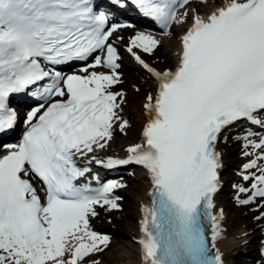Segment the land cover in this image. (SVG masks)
<instances>
[{"label": "snow or ice", "instance_id": "snow-or-ice-1", "mask_svg": "<svg viewBox=\"0 0 264 264\" xmlns=\"http://www.w3.org/2000/svg\"><path fill=\"white\" fill-rule=\"evenodd\" d=\"M131 2L165 30L187 15L177 20L176 8L188 0ZM109 15L93 0H0V134L16 122L7 103L11 94L47 79L30 95L43 101L63 98L29 111L19 143L5 145L8 152L0 156V264H82L110 243L109 236L91 229L89 217L98 215L96 206L119 208V198L110 193L120 185L78 183L90 169L76 163L108 144L114 122L122 132L128 126L117 112L123 93L111 90L120 83V64L109 41L131 25L106 27ZM181 39L175 70L158 71L134 49L153 54L160 41L145 32L129 38L126 51L157 82L155 95L143 105V144L130 146L127 159H92L106 167L134 162L147 170L152 201L141 221L143 264H223L216 249L221 216L211 211L221 186L216 145L237 122L264 127V0H225L207 19L193 17ZM97 50L103 56L82 68L84 75L64 76L42 66V61L52 66L85 61ZM98 66L110 71H88ZM252 135L246 131L244 147L255 152L264 147V137L253 141ZM260 160L264 153L242 166L260 174L242 176L253 182L241 204L264 198ZM33 175L45 187L43 203L26 178Z\"/></svg>", "mask_w": 264, "mask_h": 264}, {"label": "rangeland", "instance_id": "rangeland-1", "mask_svg": "<svg viewBox=\"0 0 264 264\" xmlns=\"http://www.w3.org/2000/svg\"><path fill=\"white\" fill-rule=\"evenodd\" d=\"M214 2L216 1H208V2H204V3H189L184 11L182 12V14L177 18V20L180 19V17L185 16V13H187L186 15V19H184L183 23H175L174 24V28L172 30H174V34H175V40H176V47L178 46V37H179V33L182 30L181 28H179L181 25H188L190 19H191V15L195 12V10H197L198 12H203L204 10L209 11L213 5ZM177 28V29H176ZM181 29V30H180ZM185 29V28H184ZM134 31V28H129L126 30L127 32V36L131 34V32ZM172 32L170 31L168 34H165V36H169L171 35ZM162 44L160 43L158 48L154 51L153 54H148L145 53L151 61H153L158 67H171L172 63L174 62L175 56H176V50L173 53L174 57H164V51L162 50ZM124 52L126 53H121L120 56L125 57L120 60L119 64L121 65V67L119 68V70L121 71L122 74L126 75L130 72H135L137 74H139L138 76H132L130 79L132 80L131 83L128 84V86L126 85V83L128 82V79H124L123 82L120 81L119 84L114 85V90L116 92H120V90L126 89L130 90L133 94H136L138 96H144L146 94V92L150 91L151 89H149L150 83L153 81L152 78L145 73L144 71H142L133 61L132 57L130 56V54L126 51V49H123ZM138 80V81H137ZM143 80V81H142ZM141 81V84H140ZM150 83H149V82ZM148 85V86H145ZM140 104L137 105L136 107H130L129 111L131 113V115L127 116V119H132V125H130V131L131 133L136 136L138 135V131L140 129L141 123H137L134 124V120H137V114H136V108H139ZM125 131L118 132V135L122 136L125 135ZM231 138H233L231 136ZM229 138V139H231ZM227 139V140H229ZM226 138L225 135L224 137H222V140L218 143L219 147L224 146L225 150L227 151L228 155L226 156V167H225V172L226 174H224L223 176H225L227 178V175H230V178L227 180L226 179V184H224L222 191L218 192L216 194V198H220L225 200L226 203V208L229 209L231 211L230 214H227V219H226V223L230 224V230L233 233L231 237L236 238L237 242H240V252H238L236 254V256H234V259H232V261L236 262V264H256V261L259 260V262L257 264H264V253L262 255H253L254 253V247L257 245V240H259L263 235H264V215H262V213H264V198L261 197H257L254 202H251L249 204H241L240 201L244 200L245 197H248L250 195V186L252 184V179L250 178L249 180H243L242 176L244 174H246V172H250V169L248 170H244L243 169V165L246 163V161L248 159H250L251 157H253L252 155H245L244 153L246 152L245 148L240 147L241 146V142H239V140L235 141V145L234 143L231 145H226L223 144V142H225ZM239 145V146H238ZM237 146V147H236ZM222 147V148H224ZM225 151V152H226ZM250 153V152H247ZM133 171V170H130ZM130 176H128L129 178ZM131 179V178H130ZM143 180V179H142ZM132 183L137 184V181L135 182V180H131ZM235 185V187H234ZM147 185L143 186L142 191H144V189L146 188ZM122 187H127L126 190H120V198H123L120 202L121 204V208L120 209H116L117 214L116 215H123V216H129V214H127V206L125 205L124 201L127 202V200L130 198H132V200L134 199L131 191H130V187L126 186V185H122ZM243 187L244 189H248L249 191H244V192H240L239 188ZM141 191V192H142ZM126 197V198H125ZM139 197V195H137V198ZM135 208L133 209L135 211V215L133 218V230L131 232L127 231L126 227H122V225H120L116 220V216L113 215H107V211H103L102 213L100 212V206L98 207V215H96V217H94V221H95V225H97V227H102L105 225H110L112 227L118 228L120 230H122L124 233H127L128 236L126 237V242L132 246V248L135 250L136 252V245H132V239L137 235L138 230H136V226H135V217L139 215V209L137 206H139L137 204V200H135ZM123 202V203H122ZM217 206V205H216ZM103 209H107V206L105 207H101ZM106 214L105 216H101L100 214ZM227 213V211H226ZM233 214V217H231V215ZM257 217H259V219H257ZM241 235L240 237H236L237 235ZM253 237L256 240V244H247L244 243V241L242 240L243 237ZM253 246V248H252ZM107 248V247H106ZM106 250V249H105ZM104 250V251H105ZM104 251L102 252H98V253H93L90 254L87 258L86 261H84L86 264H125L124 260L118 261V262H104L105 261V257L103 255ZM137 255V252H136ZM136 259V258H135Z\"/></svg>", "mask_w": 264, "mask_h": 264}, {"label": "bare ground", "instance_id": "bare-ground-1", "mask_svg": "<svg viewBox=\"0 0 264 264\" xmlns=\"http://www.w3.org/2000/svg\"><path fill=\"white\" fill-rule=\"evenodd\" d=\"M208 1H212V0H208ZM213 1H216V2H214V5L212 7L215 9L212 10V8H211L209 11L205 10L204 12H202V15H204L205 17H208L209 14H211L216 9L221 7L225 2V0H213ZM207 13H209V14H207ZM182 27H184V25L180 26V28H182ZM127 29H129V27L120 28L113 34L114 40H115L116 45H117L116 48L118 51L119 59H121V60L126 55L124 57H122V56H120V53H122V52L126 53L123 51V49H127L128 45H129V41L127 39V32H126ZM138 31L145 32L147 34H151L157 40H159L160 43L163 45L162 50L164 51V57H171L178 47V46L176 47L177 43L175 40V34L173 33L174 30H172V29H171L172 34L169 36H164V37L159 35V34H156L154 32H151V31H141L139 29H138ZM118 37H119V39H118ZM137 50L142 52L140 49H137ZM172 57H174V55ZM173 66L174 65H172V67H165V68H161V69L165 70V69L173 68ZM120 67H121V65H120ZM100 72H105V71L101 70ZM119 73H120V81L121 82H123L124 79H128V82L126 83L127 86L129 83L132 82V80H131L133 78L132 76H138L139 75L135 72H130L126 75L122 74L121 72H119ZM140 84H141V81H140ZM145 86H148V85H145ZM149 89H151V90L146 92V94L144 96L143 95L138 96L136 94H133L130 90H127V88L120 90V92L123 93V100L121 101L120 98L118 97L117 102L120 103V108L117 110V112H118V115L121 117V120H127L128 121V126L124 130L126 134L122 135V136L118 135V132L121 131L119 128V121L114 122L113 123V129H112V138L108 141V144L102 149H95L93 152L88 153V155L86 157H82L83 159H85V160H87V162H89V161L93 160L92 159L93 155H95L96 157L102 158V157H105L106 155L119 154L120 152H123V154H126V153H128L127 149L130 146H132L134 144L141 143V140H140L141 131H142V129L145 125V122L147 120V113H146L143 105L146 103V97L149 94L155 95L156 86H155V84L153 85V81L150 83ZM111 90L115 91L114 86H112ZM139 104H140L139 108H136L137 120H134L133 125L140 122L141 126H140V129L138 131V135L134 136L130 131V125H132V122H131L132 119H127V116L131 115L129 108L130 107H136ZM233 142H235V141H233L232 139H229L225 142V144L231 145V144H233ZM220 150L226 151L225 147L224 148L220 147ZM249 151L251 152L252 150L251 149L247 150V152H249ZM253 154L255 155V152H253ZM252 159H250L249 161H251ZM249 161H247L246 163H248ZM260 163H261L260 166H264V160H261ZM250 173H253L256 175L260 174L256 168L250 169ZM229 177H230V175H227V179H229ZM131 180H135V182L137 181V184L132 183ZM126 185L128 187H130V191L134 197L133 200H132V198L129 197L127 202L124 201L125 205L127 206V214H129V216L116 215L117 211H118L116 209L108 210V209L102 208L101 213L103 211H107V213H106L107 215L116 216V219H117L116 221L120 225H122V227H126L127 231L131 232L133 230V218L135 215V211L133 210L135 208V202H136L135 200H137V204L139 205L137 207H138V209H140L141 201H144V200L149 198V196L146 194V191H147L149 185L144 189V191H142L143 186H145V177L143 176V180H142L141 176L138 173H136L135 175H131L129 177V180H127ZM126 188L127 187H119V190H126ZM137 195H139L138 198H137ZM122 199L123 198H121L117 201V203L119 205L118 209H120L122 207L120 204ZM216 202H217V206L215 208V211L218 213L219 216H221L219 223L221 225V230H222L221 237L218 238L216 241V249H218L220 251V253L222 254L223 264H236V262L232 261V259H234V256H236V254L238 252H240L239 250H240L241 244H240V242L236 241V238L231 237L233 233L230 230V224L226 223L227 214H230L231 211L226 208L225 200L220 199V198H216ZM226 211H227V213H226ZM106 214L104 213V214H100V215L103 217ZM140 217H141V215H138L134 219L136 230H138V231L141 227ZM231 217H233V214L231 215ZM92 224H94V221H92ZM96 230L98 231L99 234L107 235L110 237V243L107 246V248H105L106 250L103 253V255L105 257L104 262L109 263V262H114V261L118 262V261L124 260L125 264H139L140 258H139V253H138L137 249H136V252H137V255H136L135 250L125 240L126 237L128 236L127 233H124L122 230H120L118 228L112 227L110 225H105V224L102 227H96ZM240 236L241 235L239 234L236 237H240ZM242 240L244 241V243L253 244V245H255L258 242L257 245L254 247V250H256V251H259V248L261 247V245L264 246V235L259 240H257V242L253 237H249V236L243 237ZM69 243L71 244V240L69 241ZM135 244H136V241H135V238H133L132 239V245H135ZM216 249H214V252L216 251ZM68 254L69 253H66V256H68ZM84 261H86V260H84ZM258 262H259V260L256 261V264ZM109 264H112V263H109Z\"/></svg>", "mask_w": 264, "mask_h": 264}]
</instances>
